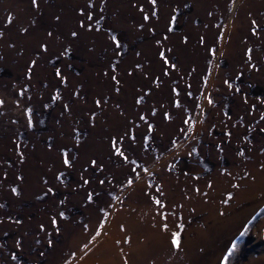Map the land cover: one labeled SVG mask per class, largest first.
Returning a JSON list of instances; mask_svg holds the SVG:
<instances>
[{
	"label": "rangeland",
	"instance_id": "obj_1",
	"mask_svg": "<svg viewBox=\"0 0 264 264\" xmlns=\"http://www.w3.org/2000/svg\"><path fill=\"white\" fill-rule=\"evenodd\" d=\"M0 264H264V0H0Z\"/></svg>",
	"mask_w": 264,
	"mask_h": 264
},
{
	"label": "snow or ice",
	"instance_id": "obj_2",
	"mask_svg": "<svg viewBox=\"0 0 264 264\" xmlns=\"http://www.w3.org/2000/svg\"><path fill=\"white\" fill-rule=\"evenodd\" d=\"M153 2H154V0H153ZM32 3L35 5V4H36V0H32ZM89 19H91V17H89ZM173 19H175V17H173ZM49 35H51V33H49ZM72 35L75 36L76 33L73 32ZM57 75H59V72H57ZM113 79H115V78H113ZM210 103H211V101H210ZM142 118H143V117H142ZM117 151H119V150L117 149ZM65 163L67 164L68 161L65 160ZM85 183H87V181H85ZM129 183H131V181H129ZM13 191L15 192V189H13ZM155 203L160 204V201H159V200H156ZM61 215H63V214H61ZM54 223H55V221H54ZM242 235H243V234H242ZM177 236H178V233H174V234H173L172 244H173L174 246H177V245H178ZM229 253H231V249L229 250ZM227 258H228V257L226 256V257H225V260H227Z\"/></svg>",
	"mask_w": 264,
	"mask_h": 264
}]
</instances>
